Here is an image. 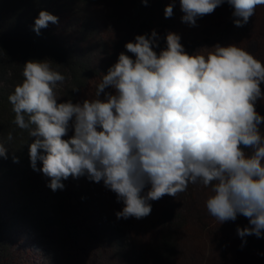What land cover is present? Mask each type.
<instances>
[{
	"label": "clouds",
	"instance_id": "clouds-1",
	"mask_svg": "<svg viewBox=\"0 0 264 264\" xmlns=\"http://www.w3.org/2000/svg\"><path fill=\"white\" fill-rule=\"evenodd\" d=\"M179 2L182 22L195 26L198 17L213 13L225 0ZM226 2L236 27L264 5V0ZM142 3L147 6L148 0ZM173 8L165 7L166 18ZM49 23L57 24L58 17L42 10L33 31L39 35ZM157 41L153 30L127 42L125 49L135 58L121 52L94 96L82 103L59 102L58 85L66 77L51 61L26 62L24 79L8 100L13 123L35 138L29 145L31 167L50 178L47 186L54 192L63 190L62 180L70 176L103 181L123 203L117 219L145 218L152 211L150 201L200 185L210 189L205 207L218 224L240 214L251 227L238 226V236L261 237L264 135L259 126L264 117L255 105L264 100V63L237 45L216 44L204 48L206 55H190L172 32L157 54ZM109 88L113 91H105ZM0 157L7 158L2 143ZM37 161L42 168L37 169Z\"/></svg>",
	"mask_w": 264,
	"mask_h": 264
},
{
	"label": "rangeland",
	"instance_id": "rangeland-1",
	"mask_svg": "<svg viewBox=\"0 0 264 264\" xmlns=\"http://www.w3.org/2000/svg\"><path fill=\"white\" fill-rule=\"evenodd\" d=\"M166 2V5L174 4L170 32L180 36V43L188 54L206 55L208 49L204 48L211 49L216 44L237 45L264 63V5L257 6L255 14L243 27L234 25V18L224 11L222 5L213 13L198 17L195 26H191L181 20L184 13L179 0ZM47 12L58 17L57 24L49 23L56 35L79 57L89 61L95 73L84 75L78 87L66 80L58 85L59 102L82 103L92 98L102 76L117 62L121 52L135 58L125 49L127 42L135 41L123 5L93 0L75 9L67 0H57ZM158 47V50L154 47L157 54L163 46ZM56 69L63 73L61 67ZM260 87L264 93V83ZM255 107L258 113L264 111V100H258ZM72 134L70 128L68 137ZM69 178L62 210H65L64 215L76 221L78 230L64 234L54 228L52 234L43 240L30 233L17 236L12 247V264H154L158 259L156 249L163 226L161 214L177 207L176 252L170 261L159 264H240L235 246H251L254 254L264 252V230L259 238L255 235L241 238L237 234L238 226L251 227L248 218L238 214L235 221L218 224L208 214L205 207L210 194L208 188L189 184L187 190L176 197L165 195L158 201H150L152 211L145 218L117 219L116 213L122 210L123 203L117 202L116 194L107 189L103 181L89 180L81 186L82 178ZM81 189L83 194L85 192L82 198L81 194H76ZM99 217L122 230L128 243L126 252L111 243L106 231L96 229L94 219Z\"/></svg>",
	"mask_w": 264,
	"mask_h": 264
},
{
	"label": "trees",
	"instance_id": "trees-1",
	"mask_svg": "<svg viewBox=\"0 0 264 264\" xmlns=\"http://www.w3.org/2000/svg\"><path fill=\"white\" fill-rule=\"evenodd\" d=\"M54 1L57 0H0V143L7 149V158L0 157V264H12V247L16 237L23 233L33 234L43 240L52 234L54 228L64 234L78 230L76 221L70 219L69 215H64L65 210H62L70 178L62 180L65 185L63 190L54 192L47 186L50 178L41 171L33 170L30 165L29 145L35 138L13 123L15 113L8 100L14 87L24 79L22 72L28 61H51L52 66L63 69L62 74L66 81L76 87L82 84L84 75L95 74L89 61L70 49L56 35L50 24L41 29L39 35L33 31L39 12L47 11ZM67 1L73 8L78 9L80 5L93 0ZM104 1L125 7L134 41L137 35H150L155 30L158 34V45L163 46L161 49L166 48V35L170 32L169 23L172 20V17L166 18L164 15L167 0H148L147 6L142 0ZM222 6L233 18V8L226 0ZM259 114L264 117L263 110ZM259 127L264 135V123ZM9 134L12 135L11 141L8 140ZM40 151L43 153V150ZM251 151L245 149L246 153ZM14 157L18 158V162L13 161ZM40 168L42 162L37 161V169ZM80 178L83 180L81 186L89 181L86 175ZM81 190L76 194H81L82 198L85 192L83 194L84 190ZM178 209L171 208L161 214L163 226L156 249L158 259L154 260V264L174 258L177 248L175 228L179 219L176 213ZM94 223L97 225L96 229L108 233L111 243L118 250L127 251L128 243L118 226L103 217L95 218ZM235 247L240 264H264V252L254 254L251 246Z\"/></svg>",
	"mask_w": 264,
	"mask_h": 264
}]
</instances>
